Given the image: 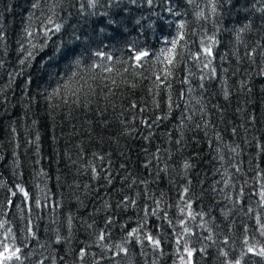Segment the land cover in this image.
I'll return each instance as SVG.
<instances>
[{"label":"trees","instance_id":"trees-1","mask_svg":"<svg viewBox=\"0 0 264 264\" xmlns=\"http://www.w3.org/2000/svg\"><path fill=\"white\" fill-rule=\"evenodd\" d=\"M262 8L0 0V251L21 249L5 264H187L185 245L192 264H264L247 252L264 247ZM181 23L169 66L160 50ZM131 49L150 52L142 67ZM69 71L94 90L79 104L55 94Z\"/></svg>","mask_w":264,"mask_h":264},{"label":"snow or ice","instance_id":"snow-or-ice-1","mask_svg":"<svg viewBox=\"0 0 264 264\" xmlns=\"http://www.w3.org/2000/svg\"><path fill=\"white\" fill-rule=\"evenodd\" d=\"M98 2V0H89V4L91 7H95L96 3ZM110 3L113 2H118V0H109ZM137 0H130V3H136ZM189 3L192 2V0H188ZM227 2H230V0H227ZM148 4H152L153 0H147ZM211 3V13L212 14H216L217 13V4L220 3V0H210ZM33 7H38L37 4H33ZM173 7H175V5H173ZM168 11H173V8H169ZM260 11H264V8L260 9ZM176 15H179V13H175ZM199 16H204V13L201 11L200 13H198ZM48 23L52 24L53 21L51 19V17H49L48 19ZM137 24H139V21H137ZM184 25L183 23L178 25V33H177V37L173 38L171 40H165L164 43L166 45H171L170 48H162L160 50V56L163 58V61L169 65V66H174L175 62H176V49H177V45L180 43V41L184 40L185 37L183 35L182 32L179 31V29H183ZM245 28H247V25L245 26ZM61 29V25L60 24H55V28L54 30L50 31H55V32H59ZM244 29H241V31H243ZM29 35H31V33H29ZM48 32H45V37H47ZM77 39H79V37H76ZM213 39V38H210ZM203 43V42H202ZM131 51H133V55L130 57L131 60L134 61L135 63V67H142L143 66V62L145 61V59L147 57H149L150 52L147 50H140V51H136L135 49H131ZM29 56L32 55L31 52L28 53ZM95 55L99 58H101V61H103L104 59L107 60H112L113 57L111 55H107L103 52H97L95 53ZM200 55H204L205 58L207 57H211L213 55L212 52V47L211 46H207V47H203L202 48V52L198 53L196 58L199 59ZM249 56L252 55V53L248 54ZM21 63H23V61H21ZM211 63V61L209 60L208 63L204 64V67L207 68L208 64ZM81 64V60L77 59L73 62V65H70V67L74 66L75 68H79ZM101 64L100 63H92L90 65V69L91 70H95L97 68H100ZM105 72H111L112 69L105 67L104 68ZM214 71V69H213ZM171 74V69L170 68H165L162 70V75H163V79L166 80L168 75ZM65 77H66V81L60 83V85L57 87V89L55 90V94L60 95L63 91H67L69 93V97L68 99H65L64 102L65 103H75V104H79L81 98L83 97L84 99H87L88 97H90L91 95L94 94V90L92 89L91 84L89 83L88 79H85L84 75L79 72V71H69L65 73ZM156 80H159L161 82H163L161 80V75H156ZM113 83H115V81H113ZM75 98V99H73ZM63 99V97H62ZM187 167V165H186ZM20 192H24L23 188L19 189ZM13 195H16V193L14 192ZM25 197H27V193L24 192ZM262 198H264V192L261 193ZM39 206V205H37ZM189 207H191V205H189ZM183 211V209L181 210ZM249 211H251V209H249ZM189 216L192 217V219H195V216H193L191 213H189ZM181 225H183V221L180 222ZM2 226V225H0ZM261 231L260 234L262 236H264V225H261ZM139 231V229H132V231H130L128 233L129 236H135V234ZM184 232L185 233H189L190 230L188 228H184ZM34 235V234H33ZM100 239L103 240L104 236L101 235ZM146 239L153 245L154 249L159 248L160 246V241L158 239H153L152 236H147ZM182 239V237H181ZM206 239L211 240L212 237L209 235ZM180 243V239L177 240V244ZM225 244H227V240L224 241ZM245 243L247 244V240H245ZM21 251L20 248H15L10 249L8 244H4L3 245V250L0 251V264H5V261H11L13 258H15L16 260H20L21 257L18 255V253ZM121 252H124L125 254H127V249L126 248H121L120 249ZM196 251L193 248H189L187 245H185L184 247V252L187 254L188 260H187V264H192L191 262V258L193 256V252ZM200 251H204V249H200ZM247 252L248 253H252L253 255H259L261 257H264V247H261L258 251L256 250V248L254 246H249L247 248ZM83 255V250L82 253ZM220 255L224 256L225 258L228 257V253L221 250ZM243 257V254L241 256V258ZM181 260H184V257H181ZM223 264H241V259H236L235 261H228L227 259H225V261L223 262Z\"/></svg>","mask_w":264,"mask_h":264}]
</instances>
